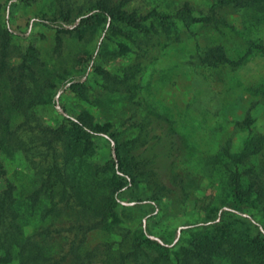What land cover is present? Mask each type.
Here are the masks:
<instances>
[{
	"label": "rangeland",
	"instance_id": "obj_1",
	"mask_svg": "<svg viewBox=\"0 0 264 264\" xmlns=\"http://www.w3.org/2000/svg\"><path fill=\"white\" fill-rule=\"evenodd\" d=\"M65 1L76 9L81 6L85 10L98 0H63L64 6ZM111 1L118 3L121 0ZM219 1L128 0L125 9L139 15L152 10L174 14L188 6L197 16L223 18L242 30L249 41L264 49V19H255V15H259L234 4L218 8ZM58 9L59 0H0V59L3 32L10 33L7 47L3 49L5 69L0 75V106L6 108L11 128L27 122L32 127L54 129L62 122L60 111L71 117L86 111L97 124H111L118 133L119 142L135 139L137 142L129 144L131 152L142 155L151 163L147 168L154 169L173 191L171 198L161 202L160 221H149L147 226L157 235H168L172 248L185 246L190 234L182 232L186 228L183 226L210 217L211 209L225 202V164L228 162L225 153L237 154L249 136V130L254 135L264 136V54L259 50L248 52V44L225 28L219 32L200 25H194L179 41L173 40L175 42L166 49L156 52L141 78L140 97L150 109L171 122L176 142L170 146L157 139L150 140L160 129L148 133L141 129L145 113L130 101L129 94L120 84L122 68L134 63L143 49L140 47L145 45L138 46L124 36L102 30L82 38L71 34L58 36L54 29L41 22L54 17ZM118 43L125 44L129 51L118 55ZM218 48L224 53L226 62L209 64L206 55ZM29 51L34 53L36 61L32 68L33 79L23 78V84L29 87L28 92L21 91L24 105L31 98H38V94L46 101L52 97L54 104L50 101L39 103L36 99L38 105L27 120L21 113L8 115V109L15 105L19 94V77L25 72L22 60ZM29 62L30 58L27 64ZM72 78L85 84V99L68 89L67 82ZM25 126L21 127L20 133L27 143L30 132L24 131ZM94 141L95 152L90 162L100 167L114 157L113 149L100 138ZM26 145L21 150L0 151L4 179L14 187L15 206L21 214L18 222L24 236L46 230L54 252L63 249L69 254L84 256L95 247L104 253L113 246L115 252L125 229L138 234L146 226L145 216L150 208L139 207L138 203L117 207L122 221L120 227L124 230L119 227L90 230L85 221L96 220L77 215L74 210H64L63 205L56 206L60 210L43 219L42 215L50 209L48 201L41 198L37 207L31 208V195L41 186L38 171L41 148L37 147L38 143ZM260 161L259 157H251L240 166L245 183L252 177L250 170L259 171ZM171 173L177 177L175 185L171 183L173 186L169 181ZM261 179L259 185L264 189V170ZM4 186L5 182L0 180V190ZM140 193L142 198L151 197L154 187L146 185ZM182 196L188 199L184 200ZM129 200L128 196L122 201ZM255 214L264 221V213ZM10 264H18V260Z\"/></svg>",
	"mask_w": 264,
	"mask_h": 264
},
{
	"label": "trees",
	"instance_id": "obj_2",
	"mask_svg": "<svg viewBox=\"0 0 264 264\" xmlns=\"http://www.w3.org/2000/svg\"><path fill=\"white\" fill-rule=\"evenodd\" d=\"M62 1L59 0V9L54 17L41 20L44 25L54 29L58 36L71 34L82 38L102 30L112 35L124 36L127 40L136 42L138 46L145 45L140 47L143 49L137 60L122 68L120 84L129 94L130 101L139 105L145 113L141 129L146 133L160 129L150 140L157 139L158 142L163 141L170 146L176 142L171 122L150 109L140 97L141 78L156 52L166 49L175 42L173 40L179 41L194 25H200L219 32L221 28H225L248 44V52L259 50L264 54V49L249 41L242 30L236 29L220 17L197 16L188 6L180 8L174 14H162L152 10L146 15H139L125 9L128 0L118 3L98 0L85 10L81 6L76 9L67 1L64 6ZM230 4L259 15H255V19H264V0H220L217 7L222 8ZM2 40V48L5 49L10 40L7 30L3 32ZM117 48L118 55L129 51L123 43H118ZM3 49L0 75L5 69ZM30 51L22 60L21 66L25 72L19 77V94L16 95L15 105L8 109V115L21 113L27 120L38 105L36 99L39 103L50 101L54 104L52 97L46 101L38 94V98L33 97L24 105L25 98L21 93L23 89L28 92L29 87L23 84V78L25 76L33 79L32 68L35 67L36 61L34 53ZM205 60L209 64L226 62L220 48L210 51ZM86 73L87 69L84 74ZM67 86L82 99L86 98V86L78 79H70ZM59 114L62 116V122L54 129L32 127L27 125V122L11 128L6 108L4 110V107L0 106V151H8L11 148L21 150L28 143H38L37 147L41 148L38 153L41 158L38 167L41 186L31 195V208L35 209L43 198L50 205V209L42 215L43 219L49 213L60 210L56 206L63 205L64 210H74L77 215L83 214L96 220L85 221L90 230L101 227H119L124 230L120 227L122 221L117 214V207L138 203L139 207L150 208L145 216L146 226L138 234L125 229L119 248L115 252L113 246L104 253L100 252L99 247H95L84 256H76L72 252L69 254L63 249L58 253L54 252L49 232L46 230L36 235L24 236L18 222L21 214L15 206L14 187L5 181L0 163V180L5 182L4 188L0 190V264H10L15 260H18V264H264V221L255 214L264 213V189L259 185L264 170V136L254 135L249 130V136L237 154L225 153L228 159L225 164V202L221 206L213 207L210 217L184 225L186 228L182 232L190 234V239L185 246L176 249L171 247L172 241L168 235H157L147 226L149 221H160L161 202L165 198H171L173 191L165 185L154 169L147 168L151 163L142 158V155L131 152L129 144L133 145L137 141L134 139L119 142L118 133L111 124H97L93 116L86 111L75 117L69 116L65 111H60ZM249 122L247 119V126ZM23 126L25 132H30L27 134V143L20 133ZM95 138L111 144L113 149L114 157L100 167L90 162L95 152ZM143 144L147 143L143 141ZM251 157H259L260 167L258 172L249 171L252 177L250 182L245 183L240 166ZM174 176L169 174L170 185H175L177 177ZM146 185H152L154 193L151 197L142 198L140 191L145 190ZM128 196V202L122 201ZM182 198L188 199L185 196ZM135 207L137 205L132 208ZM172 237H175V233ZM70 255L74 258L71 259Z\"/></svg>",
	"mask_w": 264,
	"mask_h": 264
}]
</instances>
